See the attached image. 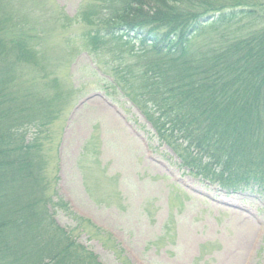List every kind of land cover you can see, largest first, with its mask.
Segmentation results:
<instances>
[{"label":"trees","instance_id":"16d2710c","mask_svg":"<svg viewBox=\"0 0 264 264\" xmlns=\"http://www.w3.org/2000/svg\"><path fill=\"white\" fill-rule=\"evenodd\" d=\"M14 2L0 0V264H102L75 236L89 221L56 196L46 174L42 139L57 119L52 106L61 96L24 88V95L15 94L17 85L35 86L22 71L33 68L39 52L30 47ZM240 8H247L240 14L256 27L232 41L220 33L192 50L191 41L206 24L221 27ZM77 19L87 27L94 52L108 38L130 48L128 53L141 62L127 71L119 62L124 78L115 84L182 169L226 194L249 190L264 198V4L86 0ZM61 20L65 28L72 23ZM132 39L141 47L138 52L130 46ZM55 208L76 222L71 231L58 225Z\"/></svg>","mask_w":264,"mask_h":264},{"label":"rangeland","instance_id":"374dc122","mask_svg":"<svg viewBox=\"0 0 264 264\" xmlns=\"http://www.w3.org/2000/svg\"><path fill=\"white\" fill-rule=\"evenodd\" d=\"M85 1L14 2L30 47L39 52L33 68L22 71L35 86L17 85L15 94L24 95V88L61 96L42 142L52 186L74 214L90 221L75 232L78 241L103 264H264V198L249 190L226 195L179 167L115 84L123 76L119 62L126 71L141 62L108 38L93 51L77 19ZM242 9L221 27L206 24L192 50L220 33L232 41L256 27ZM253 10L261 15V8ZM64 18L72 22L66 28ZM130 46L141 49L134 39ZM54 216L68 231L75 226L62 211Z\"/></svg>","mask_w":264,"mask_h":264}]
</instances>
